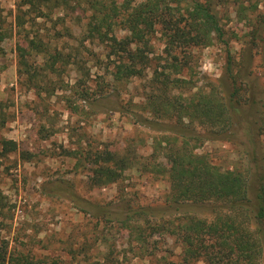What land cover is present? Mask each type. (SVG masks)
Segmentation results:
<instances>
[{"label": "rangeland", "instance_id": "rangeland-1", "mask_svg": "<svg viewBox=\"0 0 264 264\" xmlns=\"http://www.w3.org/2000/svg\"><path fill=\"white\" fill-rule=\"evenodd\" d=\"M67 1L68 11L56 9L39 15L19 9L20 0H0V122H4L0 142L17 144V151L6 156L1 155L0 147V243L7 244V264H103L107 259L117 264H180L175 237L148 230L150 247L142 249L133 230L91 218L84 209V202L112 209L122 205L165 208L167 161L164 146L160 149L155 143L161 133L135 117L151 118L138 108L146 95L156 92L151 72L115 86L112 65L93 57L90 61L91 55L107 52L82 43L86 7L75 8L82 0ZM114 1L133 5L144 0ZM238 5L243 8V19L237 15ZM263 13L264 0H227L219 9L227 45L215 42L189 52L197 88L207 89L222 76L227 54L238 70L241 51L251 41L257 17ZM261 34L264 38V30ZM31 39L41 41L47 52L60 53L66 61L51 69L49 53L30 48ZM153 44L154 56H160L159 35ZM252 48L248 82L257 92L264 89V57L260 47ZM104 150L131 158L132 165L116 184L98 187L90 183L87 155ZM196 153L221 169L242 162L230 145L220 142L206 143ZM69 192L82 202L77 205L65 197ZM182 211L149 216L148 220L166 221L169 214L177 220ZM191 211L211 220L206 210Z\"/></svg>", "mask_w": 264, "mask_h": 264}, {"label": "trees", "instance_id": "trees-1", "mask_svg": "<svg viewBox=\"0 0 264 264\" xmlns=\"http://www.w3.org/2000/svg\"><path fill=\"white\" fill-rule=\"evenodd\" d=\"M226 2L144 0L120 5L114 0H82L75 6L84 5L83 12L88 13L81 25L82 43L95 44L107 52L91 55L90 61L93 57L112 65L115 86L151 72L150 82L156 92L146 95L138 106L151 118L141 114L135 117L161 133L155 143L157 148L164 146L168 183L167 206L161 210L127 205L112 209L90 202H84V209L91 218L133 230L142 249L150 247V233L165 232L175 237L180 264H264V89L256 92L254 84L248 82L254 60L252 47H260L264 57V13L257 17L251 41L241 51L237 71L227 54L225 71L209 88H197L192 81L189 52L215 42L227 45L219 16ZM20 7L39 15L71 9L67 0H20ZM239 8L237 15L243 19V8ZM116 31L124 35L118 37ZM157 35L163 46L160 56H154L153 39ZM28 46L37 53H49L41 41L31 39ZM48 55L51 69L57 62L66 61L60 53ZM3 125L0 122V129ZM209 142L230 145L237 161L242 162L221 169L196 153ZM0 147L2 156L17 151V144L11 140H2ZM87 159L90 183L98 187L116 184L132 165L131 158L108 150L88 154ZM65 197L77 205L82 202L74 192ZM195 208L208 211L211 220L193 215L191 209ZM171 211L184 214L177 220L171 219V214L166 221L148 220L149 216L162 213V217ZM132 221L137 224L131 226ZM9 261L7 244L1 242L0 264ZM103 264L117 263L107 259Z\"/></svg>", "mask_w": 264, "mask_h": 264}]
</instances>
